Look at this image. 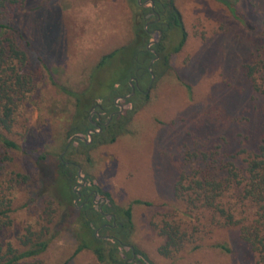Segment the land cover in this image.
Returning <instances> with one entry per match:
<instances>
[{
  "label": "rangeland",
  "instance_id": "374dc122",
  "mask_svg": "<svg viewBox=\"0 0 264 264\" xmlns=\"http://www.w3.org/2000/svg\"><path fill=\"white\" fill-rule=\"evenodd\" d=\"M227 1L231 10L217 0H175L188 33L187 41L160 78L155 76L154 82L140 92L141 99L144 95L149 99L135 104L137 112L130 134L113 144L94 142L92 137L89 144L93 148H77V156H71L82 163V178L83 174L93 178L119 206L126 207L135 200L142 202L133 209V241L155 264H254L249 248L234 229L203 231L192 243L193 222L185 215L188 205L174 195L181 171L192 170L188 150L206 151V146L222 144L234 152L239 133L255 138L264 125V96L254 91L244 73L245 65L264 59V35L251 31L233 16L238 12L256 29L264 30V0ZM151 4L154 14H158L154 0H28L24 9L15 10L14 26L31 42L25 69L34 74L35 89L17 111L12 137L23 146L59 156L66 142L67 120L75 108V100L61 87L80 90L96 74L104 55L128 47L135 36L134 5ZM147 18L153 20L154 15ZM159 32H152L150 48L163 39ZM179 40L174 33L165 46L173 49ZM120 63V59L108 62L96 79L105 85L115 78L117 69L118 75L124 76ZM93 91L99 96L107 94L105 86H94ZM131 96L132 93L128 98ZM122 100L116 99L118 112L120 106L122 111L125 109ZM81 137L91 140L88 135ZM16 164L28 174L34 172L32 160L23 155L16 157ZM38 192V182L34 180L15 184L13 225L0 235V241L17 244L28 227L37 228L43 221L44 195ZM170 220L190 236L171 259L158 252L165 243L159 229ZM206 222L203 220L207 226ZM218 243H226L232 253L212 247ZM76 245L75 234L64 233L38 259L41 264H63ZM70 264L98 263L91 252L84 251Z\"/></svg>",
  "mask_w": 264,
  "mask_h": 264
},
{
  "label": "trees",
  "instance_id": "16d2710c",
  "mask_svg": "<svg viewBox=\"0 0 264 264\" xmlns=\"http://www.w3.org/2000/svg\"><path fill=\"white\" fill-rule=\"evenodd\" d=\"M154 1V10L158 14L152 11V4L149 7L134 5L133 42L128 47L104 55L96 66L97 74L108 62L120 59L119 67H123L124 76L118 75L117 69L115 78L104 85L93 73L88 83L78 91L61 87L75 100V108L71 119L67 120L66 142L57 156L23 146L12 137L17 111L34 91L35 79L34 74L25 69L31 42L14 26L12 19L13 12L24 9L28 0H0V235L13 225L15 184L38 182L40 192L37 194L44 195L45 203L44 219L37 228L28 227L17 244L0 241V264H41L38 258L64 233L75 234L77 245L63 264H70L84 251L91 252L98 264H155L133 241L136 231L133 209L134 205L142 202L135 200L126 207L119 206L112 195L101 190L87 174H83L85 183L80 184L82 163L71 159V156H77V148L90 150L94 146L79 139L88 135L89 128L93 127L90 115L94 110H100L103 122L108 123L101 126L99 133L92 135L94 142L113 144L119 137L130 134V124L137 112L135 104L149 99L144 94L141 99L142 91L138 90L126 99L132 93L130 79H137L141 90L144 89L148 83L152 84L151 70L159 79L163 70L170 67L173 55L185 45L188 33L175 0ZM217 1L231 10L227 0ZM149 14L154 15L153 20L147 18ZM233 16L251 31L264 35V30L256 29L238 12ZM155 29L162 31L163 39L149 48ZM174 33L180 40L176 47L170 49L165 46V41L172 39ZM156 55L159 58L150 67ZM44 68L49 70L45 63ZM244 68L254 91L264 96V59ZM94 86H105L107 94H95ZM118 98L123 99L125 107L120 113H117L119 108L115 103ZM238 136L239 145L234 152L222 144L213 148L206 146V151L197 149L192 153L188 150L187 161L192 164V170L191 173L181 171L174 195L178 201L188 205L185 215L193 222L192 243L196 234L203 231L234 229L239 240L249 248L254 264H264V125L255 138L242 133ZM22 155L32 160L34 172L30 175L23 168H17L16 157ZM87 161L91 162L89 156ZM205 219L207 226L203 224ZM159 235L165 238V243L158 252L169 259L185 247L190 237L180 224L171 220L164 221ZM212 247L232 253L226 243Z\"/></svg>",
  "mask_w": 264,
  "mask_h": 264
},
{
  "label": "flooded vegetation",
  "instance_id": "af4514ba",
  "mask_svg": "<svg viewBox=\"0 0 264 264\" xmlns=\"http://www.w3.org/2000/svg\"><path fill=\"white\" fill-rule=\"evenodd\" d=\"M151 23V22H150ZM154 31H159V29H155ZM130 84H131V87H132V92H133V88H134V90H135V93L137 92V90L138 91H142L141 90V88H140V84H139V82H138V80L137 79H135V78H132V79H130ZM135 95V94H134ZM97 118V122L95 121V119L94 118ZM90 119H91V123H92V126L93 127H90L89 128V130H88V132L91 130V129H94L95 130V128H98V127H101V126H103L105 123L103 122V119H102V116H101V113H100V111L98 112V111H93L92 112V114L90 115ZM94 119V120H93ZM93 123H96L97 125L95 126Z\"/></svg>",
  "mask_w": 264,
  "mask_h": 264
},
{
  "label": "water",
  "instance_id": "95a60500",
  "mask_svg": "<svg viewBox=\"0 0 264 264\" xmlns=\"http://www.w3.org/2000/svg\"><path fill=\"white\" fill-rule=\"evenodd\" d=\"M153 5H154V2H153ZM160 33V39L162 38V32H159ZM150 48V47H149ZM155 53V52H154ZM158 59V55H156V58L151 62V66L150 67H152V65H153V63L155 62V60H157ZM151 74H152V83L154 82V80H155V75L153 74V72H152V70H151ZM135 94V90H134V88H133V92H132V95H134ZM128 98V96L126 97V99ZM120 108H121V111L120 112H122V110H123V107L122 106H120ZM120 112H117V113H120ZM111 119H112V117L110 118V121H111ZM109 121V122H110ZM95 126L97 125L96 123H93ZM108 124V123H107ZM107 124H104V125H107ZM101 131V127H99V130H94V129H91L89 132H88V136L91 138V140L90 141H88V140H86V138H83V137H79V139L80 140H82V141H86V143L87 144H89V143H91L92 142V135L93 134H95V133H99ZM65 153V152H64ZM81 172H82V170H81V168L79 169V175H80V178L82 179V181H83V183L82 184H84L85 183V181H84V178H82V176H81ZM80 195V194H79Z\"/></svg>",
  "mask_w": 264,
  "mask_h": 264
}]
</instances>
